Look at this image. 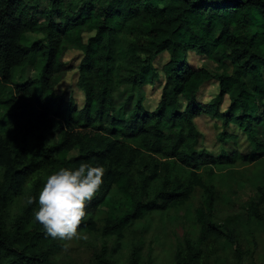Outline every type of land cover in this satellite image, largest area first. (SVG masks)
Instances as JSON below:
<instances>
[{"label": "trees", "instance_id": "trees-1", "mask_svg": "<svg viewBox=\"0 0 264 264\" xmlns=\"http://www.w3.org/2000/svg\"><path fill=\"white\" fill-rule=\"evenodd\" d=\"M70 51L82 55L76 67L65 61ZM165 53L169 61L159 69ZM189 53L216 69L191 65ZM28 66L38 78H23ZM73 71L82 106L56 89ZM209 81L218 93L205 104L199 92ZM157 84L160 99L150 110L145 90ZM127 88L143 95L120 119L115 97ZM201 116L221 124L210 150L197 145ZM260 124L264 0H0V264H59L62 243L33 212L47 177L82 162L105 169L78 229L103 241L90 264H119L116 254L138 222L185 206L198 190L199 234L183 236L174 263L213 256L218 264L222 238L238 245L215 215L218 173L235 172L237 161L264 162ZM52 132L57 141L49 144ZM261 174L249 215L264 221V168ZM29 195L37 202L26 204ZM143 245L132 239L128 264H154ZM244 254L237 249L238 261Z\"/></svg>", "mask_w": 264, "mask_h": 264}, {"label": "rangeland", "instance_id": "rangeland-1", "mask_svg": "<svg viewBox=\"0 0 264 264\" xmlns=\"http://www.w3.org/2000/svg\"><path fill=\"white\" fill-rule=\"evenodd\" d=\"M40 35L28 34V39L34 41ZM81 53L78 51H70L66 55V62L76 67L81 59ZM189 63L196 67L203 65L208 66L211 70L216 69V65L195 53H189ZM169 61V54L165 53L156 61L159 69ZM25 80L38 78L39 72L33 67L28 66L22 73ZM61 94L66 92L67 98L72 97L82 106L84 103V95L78 89L75 80V72H69L56 87ZM124 90V89H122ZM145 105L148 109L153 110L160 99L161 85L157 84L149 86L145 90ZM218 93V84L215 81H209L199 92V100L209 103ZM143 95L141 90H131L127 88L125 91L117 92L115 104L117 106L116 116L120 119H127L132 113L135 103ZM68 98V99H69ZM202 136L197 143L199 148L211 149L217 142L218 134L221 130V124H213V120L207 116H201L197 120ZM259 135L264 139V124L258 125ZM49 144L57 141V132H52L47 139ZM248 145V144H247ZM216 151V150H215ZM235 172L226 171L218 173L217 178L220 194L218 195V203L216 205V218L222 225V233L230 232L237 241L236 243L227 238H222L217 247L218 264H264V221L257 219L255 216L249 215L250 199L255 196L258 202L257 185L263 182L262 169L264 162L255 165H244L243 162L237 161ZM221 178V179H220ZM203 198V193L198 190L192 200L185 206L173 209L166 213H158L148 216L145 220L138 222L133 231L127 233V239L123 241V248L116 254L119 264H128V256L131 252V241L138 238L143 239L142 248L143 257H147L150 249L154 264H175L174 252L179 245V241L183 240L184 235H189L196 239L199 234V227L195 223L194 212L199 206ZM264 215V205L261 206ZM87 236V239H79L72 241H61L62 249L57 254L59 264H90L96 248L103 245L102 239L97 235H90L80 232ZM115 241L109 240L108 247L110 250L114 248ZM237 249L241 250L244 257L241 261L237 258ZM215 257L209 256L204 264H215Z\"/></svg>", "mask_w": 264, "mask_h": 264}, {"label": "clouds", "instance_id": "clouds-1", "mask_svg": "<svg viewBox=\"0 0 264 264\" xmlns=\"http://www.w3.org/2000/svg\"><path fill=\"white\" fill-rule=\"evenodd\" d=\"M105 169L82 162L75 169L61 168L47 177L39 193L34 220L43 226L46 235L53 239L72 241L87 239L78 229L86 218L87 204L103 184ZM29 195L26 204L36 203Z\"/></svg>", "mask_w": 264, "mask_h": 264}]
</instances>
